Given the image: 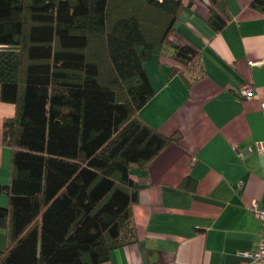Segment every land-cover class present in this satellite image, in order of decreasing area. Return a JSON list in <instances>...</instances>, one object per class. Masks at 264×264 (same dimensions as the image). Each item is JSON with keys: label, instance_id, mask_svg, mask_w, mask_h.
<instances>
[{"label": "trees", "instance_id": "trees-1", "mask_svg": "<svg viewBox=\"0 0 264 264\" xmlns=\"http://www.w3.org/2000/svg\"><path fill=\"white\" fill-rule=\"evenodd\" d=\"M216 1L209 18L220 30L229 16ZM250 4L264 10V0ZM184 7L0 0V97L15 105L3 125L12 166L0 186V264H102L136 241L142 185L132 171L181 140L140 114L155 94L146 63L156 56L170 75L190 68L189 84L201 74L199 51L177 36Z\"/></svg>", "mask_w": 264, "mask_h": 264}, {"label": "crops", "instance_id": "crops-1", "mask_svg": "<svg viewBox=\"0 0 264 264\" xmlns=\"http://www.w3.org/2000/svg\"><path fill=\"white\" fill-rule=\"evenodd\" d=\"M184 1L177 36L199 51L201 74L189 84L194 70L170 75L153 57L146 66L155 94L140 111L181 140L147 171H132L142 185L133 206L137 239L112 250L102 264H242L239 250H254L262 239L249 205H264V10L252 7V0L216 1L229 16L216 30L209 18L212 0ZM246 83L257 97L239 95ZM14 114L15 105L0 97V186L11 177L3 125ZM237 148L250 150L241 157ZM8 203L0 190V206ZM5 245L0 228V249Z\"/></svg>", "mask_w": 264, "mask_h": 264}, {"label": "built area", "instance_id": "built-area-1", "mask_svg": "<svg viewBox=\"0 0 264 264\" xmlns=\"http://www.w3.org/2000/svg\"><path fill=\"white\" fill-rule=\"evenodd\" d=\"M241 96L252 98L257 97L258 95L255 93V89L249 85L248 83L241 86V90L239 92ZM261 107L264 110V98L261 99ZM247 150H250L247 149ZM246 150V151H247ZM237 151L240 155H244L246 151L239 150ZM252 209L256 213L257 217L261 220L262 223V239L259 243V246L255 250H242L239 252V255L245 259L244 264H259L264 261V205H259L257 202L252 203Z\"/></svg>", "mask_w": 264, "mask_h": 264}]
</instances>
